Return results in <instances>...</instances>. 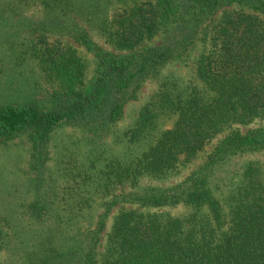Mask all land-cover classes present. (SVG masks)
Wrapping results in <instances>:
<instances>
[{
  "label": "trees",
  "instance_id": "16d2710c",
  "mask_svg": "<svg viewBox=\"0 0 264 264\" xmlns=\"http://www.w3.org/2000/svg\"><path fill=\"white\" fill-rule=\"evenodd\" d=\"M25 1L0 0V55L30 63L46 84L21 90L12 76L3 86L10 99L0 98V146L27 138L33 170L46 165L57 128L78 127L101 147L144 83L154 88L125 130L126 154L66 169L75 188L95 180L111 196L96 222L86 215L91 198L72 203L66 187L60 207L38 171L24 205L37 231L28 237L27 219H0V264H264V164L231 169L264 153V124L250 128L264 121V0H36L39 21H16ZM16 27L29 29L25 43L2 36ZM91 32L124 53L101 48ZM68 40L96 56L90 81ZM199 45L187 81L163 72ZM193 165L174 184H154Z\"/></svg>",
  "mask_w": 264,
  "mask_h": 264
},
{
  "label": "rangeland",
  "instance_id": "374dc122",
  "mask_svg": "<svg viewBox=\"0 0 264 264\" xmlns=\"http://www.w3.org/2000/svg\"><path fill=\"white\" fill-rule=\"evenodd\" d=\"M24 1V0H18ZM24 6H21L23 9L19 14L20 16L16 17V21L19 19L28 21L30 19L34 21H39L38 18L42 16V10L40 5L36 3V0H26L23 3ZM225 9H222L218 12V15L221 14ZM26 28V27H25ZM26 30H22L18 27L13 29H8L7 31L2 33L3 37H10L11 41L13 40V33H18V37L15 43H25L27 41L28 35L25 33ZM91 35L94 41L97 44L105 49L106 51H113L117 54H123L124 52L114 50L109 44H107L102 39L98 38L94 32H91ZM157 40H154L152 43H156ZM68 43L71 44L74 48H76L79 54L85 59L87 63V78L90 81L91 77L93 76L95 66H96V56L94 53L87 51L83 46L74 42L73 40H68ZM151 43V42H150ZM149 44V43H148ZM8 47V45H7ZM202 50V47L199 45L194 48L191 52V56L188 59L187 63H173L167 65L163 72L165 73H173L178 78L183 79L184 81L188 80V74L190 75L191 68L194 67V62L199 57V54ZM8 53L5 56L0 55V59L5 58V62L1 64L0 68H3L4 71L0 72V77L3 76L0 82V98L4 101L5 98H9L8 96L10 92H8L5 87L7 81L12 82V76L14 80H18L16 86L20 87L21 90L28 89L29 86L27 83H30L31 86H37V84L41 83L40 87L45 86L46 81L41 76L39 70L34 68V70L29 71L30 63L28 65L19 66L16 63H12L11 60L6 58ZM16 64V65H15ZM12 65V69H15V72L10 73L8 71V67ZM29 67V68H28ZM26 69V70H25ZM31 69V68H30ZM1 71V70H0ZM11 71V70H10ZM28 73V74H27ZM23 79H26V83L22 85ZM154 88V83L152 81H146L143 85V88L140 92V97L138 100H134L129 102L126 106L125 116L122 120L119 121L115 125V128L109 136L105 139L103 145L101 147H93L88 138L85 136L82 129L78 127H74L71 125H63L56 129L53 133L52 140L49 145V153L48 160L44 168H39V170H33L31 168V156H30V143L28 142L27 138L20 137L6 145L0 146V219H9L10 221L17 223L23 222L24 220L28 223L26 230L24 229L25 236H32L35 234V230H33L31 225V220H28L27 215L25 214L26 207L24 206L27 202L31 201L34 194H36L32 190V179L37 175L38 171L42 172L41 177L44 180V189L48 192H53L58 196V205L61 207V196L65 194V188L67 187L72 192L68 194L71 195V198H68L66 194V198L70 199L72 203H77L78 201L81 203L87 197L91 198L90 200V207L86 211V215L91 217L93 222H96L98 216L104 211L105 203L111 199V196L105 194L100 187L99 182L91 181L87 186L76 187L74 180L71 177H66L64 174L67 173L66 169L68 167H80L82 166H89L90 161L93 160L96 162V167L103 166L104 161L99 159V156L103 158H110L112 156H119L127 153L129 147V142L125 137V130L130 128L136 121L137 113L140 110L141 106H143L150 96L151 91ZM14 89H18L14 87ZM16 94V93H11ZM27 94V93H25ZM13 95V96H14ZM30 95L41 98L42 94L38 93L35 95L32 92ZM17 97V95H15ZM260 124H264V121L258 122L257 124L250 126V128L258 127ZM243 130H247L244 128ZM216 142V140L214 141ZM259 160L264 164V153H255V154H248L244 155L241 158H237L234 160L231 169H239L242 164H245L247 161H254ZM197 164V163H195ZM193 166H189L183 169L182 174L178 176H172L168 179L165 183L156 185L161 186H168L170 184H174L179 180H182L184 176H186L192 169ZM78 168V169H80ZM230 169V170H231ZM75 171L70 170L69 172ZM91 172L95 174L96 170L92 169ZM147 183V182H144ZM148 184V183H147ZM75 188V189H74ZM67 191V189H66ZM47 192V193H48ZM45 193V192H44ZM46 193V194H47ZM50 197L49 194H47ZM81 196L83 197L80 200ZM61 209V208H60ZM118 209L115 208L112 210L108 217V225L105 229V234L110 228V224L112 223V219L117 214ZM174 214H179L181 211L172 210ZM85 214V212H84ZM77 220H82V222L86 223V216H78ZM33 221V220H32ZM29 225V226H28ZM20 231L18 228L15 227V230ZM104 234V238L105 235ZM105 240V239H104ZM3 258L6 259L8 262L12 261L13 263L16 262L15 260L19 259L17 254H11L10 252H4Z\"/></svg>",
  "mask_w": 264,
  "mask_h": 264
}]
</instances>
